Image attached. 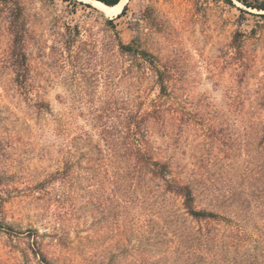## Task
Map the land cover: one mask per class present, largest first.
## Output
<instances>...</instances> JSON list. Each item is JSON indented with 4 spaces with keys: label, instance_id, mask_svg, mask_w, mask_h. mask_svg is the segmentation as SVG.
I'll use <instances>...</instances> for the list:
<instances>
[{
    "label": "rangeland",
    "instance_id": "1",
    "mask_svg": "<svg viewBox=\"0 0 264 264\" xmlns=\"http://www.w3.org/2000/svg\"><path fill=\"white\" fill-rule=\"evenodd\" d=\"M18 1L26 87L3 62L11 37L0 17V264L195 260V247L181 243L183 220L157 214L181 199L116 183L121 108L134 109L139 84L144 110L160 93L120 56L108 24L120 15V39L154 55L171 77L176 99L167 104L179 113L155 128L157 157L195 181L198 208L227 217L221 233L235 234L243 254L258 247L264 264V10L238 0H127L108 16L100 0ZM66 159L75 163L72 182L42 189ZM216 252L207 264L218 262Z\"/></svg>",
    "mask_w": 264,
    "mask_h": 264
},
{
    "label": "trees",
    "instance_id": "2",
    "mask_svg": "<svg viewBox=\"0 0 264 264\" xmlns=\"http://www.w3.org/2000/svg\"><path fill=\"white\" fill-rule=\"evenodd\" d=\"M100 1L112 7L118 5L122 0ZM228 1L232 2L231 0ZM238 1L247 7L260 11L264 10V1L257 3L252 0ZM121 16L108 20V24L115 30L120 56L131 61L129 68L136 74V77L139 79L144 77L150 86L159 87L160 93L158 99L151 102L150 109L144 110L142 100H145V91L143 86L139 84L134 100V109L121 108L122 117L125 119L121 125L123 131L121 129L118 132L119 141L112 143L114 147L112 151L117 156L118 164L115 173L116 183H119L121 188L133 187V185L139 189L147 187V189L153 190L152 198L154 199L157 193H160L159 196H163L166 201L171 200V196L172 199H181L179 205L176 206L177 208L175 207L176 209L166 210L165 208L163 212L157 214L158 217L164 215L183 220L180 239H182L181 243L186 251L195 247L193 264H207L208 258L206 256L215 253V249L220 251L219 254L216 252V256L220 255L221 258L218 262L212 261L209 264H260L261 255L258 252V247H254V252L247 251L243 254L234 246V240H240L235 234L221 233V225L223 223L229 224L227 217L215 210L198 208L199 195L195 181L181 179L171 161L157 157L151 146L153 132L157 126L166 124L165 117L169 112L179 113L177 107L175 108L176 104H167L168 99H176L173 96L175 93L170 91L171 77L154 55L143 50L135 41L125 44L120 39L115 21ZM0 17L6 24L7 32L11 37L9 54L3 62L14 74V83L19 87H26L29 78V56L26 50L27 29L23 7L18 0H0ZM38 107L40 111H44L45 107L47 108L44 103H39ZM106 133L111 134L109 131ZM74 168L75 163L66 159L61 169L40 182V187L44 189L47 185L57 181L65 184L71 183L74 177ZM154 206L152 210L155 209ZM216 206L221 208L223 204ZM154 212L156 211L154 210ZM188 222L197 224V227L191 226L190 228ZM255 243L258 242L255 241ZM38 246L42 245L38 244ZM231 248L234 250L231 251ZM230 253L232 258L228 260Z\"/></svg>",
    "mask_w": 264,
    "mask_h": 264
},
{
    "label": "bare ground",
    "instance_id": "3",
    "mask_svg": "<svg viewBox=\"0 0 264 264\" xmlns=\"http://www.w3.org/2000/svg\"><path fill=\"white\" fill-rule=\"evenodd\" d=\"M127 3V0H122L118 5L116 6H107V5H103L105 8V11L107 13L108 16H112L115 15L117 12H119L123 6Z\"/></svg>",
    "mask_w": 264,
    "mask_h": 264
}]
</instances>
